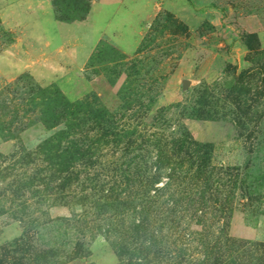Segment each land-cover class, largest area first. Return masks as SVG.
Masks as SVG:
<instances>
[{
  "label": "rangeland",
  "instance_id": "rangeland-1",
  "mask_svg": "<svg viewBox=\"0 0 264 264\" xmlns=\"http://www.w3.org/2000/svg\"><path fill=\"white\" fill-rule=\"evenodd\" d=\"M51 1L57 19L71 20L82 16L92 0ZM163 5L132 54H123L106 42L98 43L84 76L102 78L103 86L78 100L89 97L94 102L90 111L98 104L116 113L120 93L124 92L130 95L127 101H133L135 113H129L133 118H123L121 123L128 122L136 129L141 137L138 141L145 139L144 135L177 141L188 133L196 144L212 146L211 166L216 170L224 168L227 173L218 190L223 194L217 196L226 206L224 211H208L204 216L193 215V210L181 213V209L172 216L158 213V202L168 197L183 203L199 201L189 190L200 177L195 176L196 164L192 168L187 163L183 167L188 173L187 180H179L175 186L156 193L150 165L156 151L143 145L127 158L120 153L109 157L102 151L104 159L128 170L131 176L124 177L130 181L120 188L130 184V191L106 199L110 193L103 192L99 186L93 190L95 182L89 179H103L105 168L75 167L79 180L62 193L64 199L55 196L58 191L48 192L50 195L40 199L30 198L29 193L20 197L24 193L23 184L43 176L41 166L45 164L36 146L59 128L48 131L39 122L44 110L39 88L51 86L48 85L50 78L36 79L19 68V56L24 54L20 45H11V49L7 46L13 41L12 31L0 23V128L13 139L4 140L0 136V264H38L39 253L48 249H57L60 253L56 258H62L72 251L76 241L88 256L66 264H122L135 256L132 244L120 243L117 237L130 224L139 226L131 236L142 247L193 250L192 258L186 257L187 262L202 258L197 254L201 250L198 242L201 236L194 232L207 230L204 232L211 244L216 227L222 223L232 238L264 243V95H261L264 91V0H165ZM126 10H113L112 22L116 23L106 29L116 31L113 41L124 48L134 45L133 27H137L135 16L126 21L131 25L130 32L126 30V22H117L124 18ZM143 17L139 15L138 19ZM26 65L28 68V62ZM183 80L190 82L186 91L182 90ZM56 87L69 101H74L77 86L71 78L58 81ZM235 100L246 110L243 121L247 130L243 137L231 121L237 118ZM148 106L150 109H144ZM210 112L220 119L205 121L189 117ZM17 146L33 154L32 163L10 158ZM196 150L205 152L207 148L190 147L194 163L198 162L195 155H201ZM132 156L134 160L127 166ZM104 159L98 161L102 163ZM166 181L163 175L155 187L161 188ZM33 186L37 187L32 189L43 191L38 183ZM32 189H29L31 193ZM104 203L105 209L100 207ZM198 219L202 220L201 224L197 223ZM43 222L44 227L40 226ZM202 224L205 225L202 227ZM173 225L178 227L170 232L169 227ZM181 232L190 234L191 238L184 241ZM28 233L33 248L28 247L25 252L14 248L1 250ZM154 261L164 264L168 259Z\"/></svg>",
  "mask_w": 264,
  "mask_h": 264
},
{
  "label": "trees",
  "instance_id": "trees-1",
  "mask_svg": "<svg viewBox=\"0 0 264 264\" xmlns=\"http://www.w3.org/2000/svg\"><path fill=\"white\" fill-rule=\"evenodd\" d=\"M88 11L89 8L79 18L71 20H64L63 18L56 19L67 23L73 22L74 20L80 21L86 18ZM247 73L249 74V72H246V75ZM258 93L259 92H257L255 96H257ZM39 94L44 99V103L41 104L44 110L42 111V118L39 122L43 124L48 131L57 127L59 129L36 146L35 150L42 156V163L45 164V166H41V173H43V176L32 178L23 184L24 193L20 197H25V195L29 193L30 198H39L50 195L48 192L52 193L53 191H58L55 192V196H62L64 199L62 193L67 191L72 182H78L79 180L78 172L75 171V167L93 169L96 166H101L105 168L107 172H103L105 173L103 179L99 181L95 178L89 179L95 182L93 190L99 186L103 192L107 191V193H110L105 197L106 199L130 191V184L125 188H120L130 181V179L124 177L128 176V170L119 167L117 162H110L104 159L105 156L102 151H105L106 155L109 157H116V155L120 153L122 157L127 158V156L131 155L134 151H140L143 145L152 147L156 151L155 159L151 160L150 163L151 169L153 170L152 186L156 193L160 189H167L175 186V182L179 180H187L188 173L183 170L184 165L187 163H189L192 168H194L196 164L197 169L195 171V176L199 175L200 177V179L197 180L198 182L193 184L192 189L189 190L191 195L198 196L199 201L190 200L183 203L180 200L168 197L167 200L155 204H158V213L171 214L172 216L177 213L178 209H181V213L193 210V215L200 213L204 216L208 211H221V213L224 211L223 208L226 206H224L222 203L223 201L218 199L217 196L223 194V192H218V190L224 181L223 175L227 173L223 170L224 168L216 170L215 167L211 166L210 148L212 146L196 144L191 141L188 133L182 134V138L177 141L157 138L155 135H144L145 139L138 141L141 137L137 135L136 129L131 127L128 122H124V124L121 123L123 118H133V115L131 114V116L129 113H135L133 101H127L130 95L124 92L120 93V106L116 113H111L105 108L100 107V105L98 106V104L95 106V109L93 108V111H90V105L94 104V102H90L89 97L77 101H69L55 85L39 88ZM261 95H264V91L261 92ZM238 103L239 102L235 100L237 118L234 117L231 121L238 130V135L243 137L244 131L247 130V125L243 121L246 110L243 111V107H240ZM144 109H150V106L144 107ZM169 109L167 111H169ZM136 110L141 111L142 109L136 108ZM119 116L121 117L118 118ZM189 117L195 120L205 121H216L220 119V117H217L213 112L206 115L190 114ZM2 130L3 129L0 128V136L2 139L13 140L11 136L4 135ZM89 133H92V135L90 136ZM138 143H141V145H138ZM192 146L207 148L205 152L196 150L198 154L199 152L201 153L198 157H196V155L194 157L198 158L197 163L192 162L194 152H189ZM36 151L33 152L34 155ZM31 155L33 154L27 152L23 146H17L10 158H18L21 159L24 164H30L34 160L31 158ZM134 156L128 158L127 166L134 160ZM98 159L104 160L101 163ZM163 175L167 181L161 188L155 187ZM129 176L131 175L129 174ZM34 183H38L42 186L43 191L32 189L37 187L33 186ZM50 185L52 188H50ZM232 187L235 189L234 184ZM30 188L34 192L31 193L29 190ZM118 190L119 192H117ZM17 196L19 197V194ZM213 196L217 198L212 199ZM115 200L116 203L119 202L118 199ZM218 204L219 208L216 207ZM100 207L105 209L106 204L104 203ZM125 209L126 206L124 210ZM66 221L67 220H65V222ZM51 222L54 223V221ZM170 223L174 224L171 220ZM197 223L201 224L202 220L199 222L198 219ZM48 224L49 222H47V225ZM44 225H46L44 222L40 224V226L43 227ZM133 225L134 224H130L129 227L122 228L121 232L117 235L120 243L132 244L131 248L135 252L134 258L122 264H159L154 260L159 259V261H161L163 258L168 259V262L164 264H264V243L232 238L227 234L226 225L223 223L221 226L216 227L215 239L211 244L207 240L204 232L207 230L194 232L195 235L201 236L200 241H198L201 250H199L197 254L202 258L197 262H193L192 260L186 261V257L192 258L193 250L190 249L178 250L177 248H170L168 246L158 249H156V247L154 249L142 247L137 241H134L131 236V233L136 231L139 227H133ZM204 225L205 224H202L201 226L203 227ZM171 226L169 227L170 232L176 231L174 229L178 226L173 225V228ZM142 229L144 228L142 227ZM129 232L130 235L128 234ZM181 233L183 234H181V237L184 241H188V239L191 238L190 234L186 235L185 232ZM31 238L30 233L22 235V237L14 240L12 243L6 244L1 250L14 248L21 249L25 252L28 247L33 248L32 242H30ZM73 245L72 251L66 253L62 258H56L57 253H60L57 249H48L39 253L37 257L38 264H66L75 259L88 256L82 249L80 242L76 241Z\"/></svg>",
  "mask_w": 264,
  "mask_h": 264
},
{
  "label": "crops",
  "instance_id": "crops-1",
  "mask_svg": "<svg viewBox=\"0 0 264 264\" xmlns=\"http://www.w3.org/2000/svg\"><path fill=\"white\" fill-rule=\"evenodd\" d=\"M164 1L92 0L85 19L67 23L56 19L51 0H1L0 23L4 29L12 31L13 41L7 46L20 45L24 54L19 56V68L36 79L50 78L48 85L56 86L58 81L71 78L77 86L74 95V101H77L84 94L98 91L103 86L100 83L102 78L87 79L84 76L98 43L106 42L123 54H132L138 49L159 10L164 8ZM118 8L127 9L118 23L135 16L137 27H133V33H136V39L134 45L128 48L120 47L113 41L115 30L106 31L116 23L112 22L111 12L118 11ZM139 15L144 17L138 19ZM134 28H137L135 32ZM126 30L131 31L130 23H127Z\"/></svg>",
  "mask_w": 264,
  "mask_h": 264
},
{
  "label": "water",
  "instance_id": "water-1",
  "mask_svg": "<svg viewBox=\"0 0 264 264\" xmlns=\"http://www.w3.org/2000/svg\"><path fill=\"white\" fill-rule=\"evenodd\" d=\"M190 85V82L188 80H183L182 82V90L186 91Z\"/></svg>",
  "mask_w": 264,
  "mask_h": 264
}]
</instances>
